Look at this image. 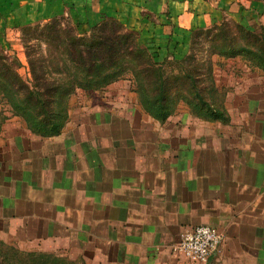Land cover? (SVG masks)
Segmentation results:
<instances>
[{
  "label": "crops",
  "instance_id": "0c3cea01",
  "mask_svg": "<svg viewBox=\"0 0 264 264\" xmlns=\"http://www.w3.org/2000/svg\"><path fill=\"white\" fill-rule=\"evenodd\" d=\"M253 6L264 7L256 0H0V43L23 53V24L64 16L83 32L113 16L163 60L186 52L191 29L243 21L239 14ZM213 123L221 130L74 119L41 136L23 121L5 122L0 239L85 264H264V120ZM201 223L223 234L206 263L175 249L181 233Z\"/></svg>",
  "mask_w": 264,
  "mask_h": 264
},
{
  "label": "trees",
  "instance_id": "16d2710c",
  "mask_svg": "<svg viewBox=\"0 0 264 264\" xmlns=\"http://www.w3.org/2000/svg\"><path fill=\"white\" fill-rule=\"evenodd\" d=\"M256 1L264 5V0ZM19 30L28 77L19 72L15 53L0 43V133L8 110L34 134H58L69 120L73 95L104 90L122 78L155 119L165 120L183 102L195 115L227 121L213 57H239L264 71V24L254 30L232 18L191 29L188 51L163 60L155 58L136 30L113 16L102 17L83 32L64 16L23 24ZM0 264L85 262L0 239Z\"/></svg>",
  "mask_w": 264,
  "mask_h": 264
},
{
  "label": "rangeland",
  "instance_id": "374dc122",
  "mask_svg": "<svg viewBox=\"0 0 264 264\" xmlns=\"http://www.w3.org/2000/svg\"><path fill=\"white\" fill-rule=\"evenodd\" d=\"M246 8L250 9L251 12L245 15L239 14L243 21L237 20L234 17L226 18L237 20L248 28L254 30L258 29L260 24H264V7L253 6L251 8ZM187 43L186 52L188 51L189 38ZM203 50V57H205L206 55ZM15 55H18L17 57L21 62L19 65L20 73L27 78L28 72L26 69L24 52L22 53L20 51L17 54L15 53ZM213 59L217 61L214 65V78L219 87V95L222 97L228 120H210L195 115L190 112L186 104L180 102L177 107L174 108V111L163 121H185L188 126L186 128L187 131L201 133L207 130H221L217 128V124L213 123V121L226 123L232 120H264V71L247 65L245 60L239 57L226 59H216V57H213ZM104 90L105 95L103 94L102 96L97 95L99 91L88 93L78 91L73 95L69 120H158L141 108L137 102L136 94L131 90L130 83L126 78L114 81L105 87ZM6 113L8 114L6 122L21 121L18 117L11 115L10 111L7 110ZM208 125L213 126L209 128ZM175 129L176 128H168L167 132L172 133ZM226 129L235 130L231 128ZM12 130H15V128L12 127Z\"/></svg>",
  "mask_w": 264,
  "mask_h": 264
},
{
  "label": "built area",
  "instance_id": "2783aa9c",
  "mask_svg": "<svg viewBox=\"0 0 264 264\" xmlns=\"http://www.w3.org/2000/svg\"><path fill=\"white\" fill-rule=\"evenodd\" d=\"M223 234L210 224H196L181 233L175 249L189 261L206 263L217 253Z\"/></svg>",
  "mask_w": 264,
  "mask_h": 264
}]
</instances>
